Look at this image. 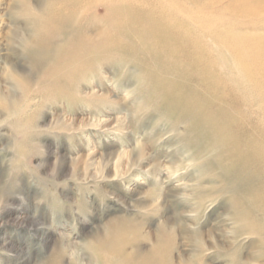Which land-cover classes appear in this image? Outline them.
<instances>
[{
    "label": "rangeland",
    "instance_id": "obj_1",
    "mask_svg": "<svg viewBox=\"0 0 264 264\" xmlns=\"http://www.w3.org/2000/svg\"><path fill=\"white\" fill-rule=\"evenodd\" d=\"M0 264H264V0H0Z\"/></svg>",
    "mask_w": 264,
    "mask_h": 264
},
{
    "label": "bare ground",
    "instance_id": "obj_2",
    "mask_svg": "<svg viewBox=\"0 0 264 264\" xmlns=\"http://www.w3.org/2000/svg\"><path fill=\"white\" fill-rule=\"evenodd\" d=\"M50 28V27H49ZM54 30V29H53ZM51 30L50 32H52L53 34H52V36H54V34L56 33V31L57 30ZM51 34V33H50ZM49 34V35H50ZM49 38V37H48ZM91 38H95V37H90V40H89V43H92L91 42ZM49 42H51V41H49ZM31 44V43H30ZM43 44V43H42ZM44 44H46V43H44ZM43 44V45H44ZM49 44V43H48ZM33 45V44H32ZM32 45H31V47H32ZM50 45V44H49ZM92 45H93V43H92ZM46 46V45H45ZM51 46V45H50ZM46 48V47H45ZM48 48V47H47ZM83 47L81 46V49H82ZM67 51L68 50H66V49H64V47H58L57 48V53H59V55H58V57H57V63L58 62H64L65 61V59H67L68 57L70 58V54H74L75 53V51H76V49L75 50H72V51H69V54L67 53ZM49 52V51H48ZM50 53V52H49ZM51 54V53H50ZM53 56V55H52ZM72 56V55H71ZM49 57H51V56H49ZM51 58H54V57H51ZM68 58V59H69ZM54 60H55V58H54ZM70 65V63L68 64H65V68L67 67V66H69ZM71 67V66H70Z\"/></svg>",
    "mask_w": 264,
    "mask_h": 264
}]
</instances>
